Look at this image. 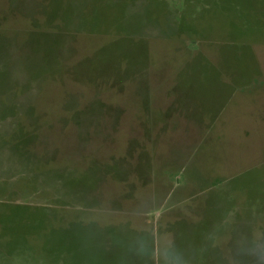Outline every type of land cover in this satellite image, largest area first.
<instances>
[{
	"label": "rangeland",
	"instance_id": "1",
	"mask_svg": "<svg viewBox=\"0 0 264 264\" xmlns=\"http://www.w3.org/2000/svg\"><path fill=\"white\" fill-rule=\"evenodd\" d=\"M264 264V0H0V264Z\"/></svg>",
	"mask_w": 264,
	"mask_h": 264
},
{
	"label": "clouds",
	"instance_id": "2",
	"mask_svg": "<svg viewBox=\"0 0 264 264\" xmlns=\"http://www.w3.org/2000/svg\"><path fill=\"white\" fill-rule=\"evenodd\" d=\"M158 255L162 258L163 264H186L183 254L173 245L167 246L162 252L158 250Z\"/></svg>",
	"mask_w": 264,
	"mask_h": 264
}]
</instances>
